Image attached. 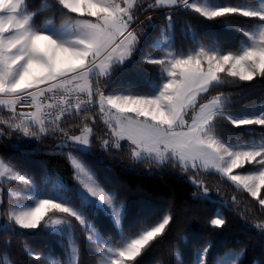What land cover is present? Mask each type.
Returning <instances> with one entry per match:
<instances>
[{
	"label": "snow or ice",
	"instance_id": "6c2138e0",
	"mask_svg": "<svg viewBox=\"0 0 264 264\" xmlns=\"http://www.w3.org/2000/svg\"><path fill=\"white\" fill-rule=\"evenodd\" d=\"M163 6L182 7L208 20L241 16L259 23L251 30L240 29L247 39L238 49L206 47L194 39L192 50L183 53L169 47L173 27L169 11L164 54L145 58V63L159 66V85L148 94L108 93L106 85L115 69L132 58L145 38L143 29L137 30L144 24L137 13ZM45 9L53 12V18L40 25L37 23L40 12L29 10L26 0H0V105L11 109L12 115L4 122L8 129L37 140L49 129L63 132L64 141L58 147L69 146L70 142L84 150L92 144L84 133L94 131L88 126V114L98 107L100 119L105 120L113 137V147L119 148L118 141L127 140L134 160L146 159L161 166L172 162L174 167L193 173L215 170L237 187L242 186L264 211V143L236 145L218 131L219 121L236 128L264 127V107L234 113L230 110L229 96L219 91L228 77L239 81L264 78V0H260L258 7L209 3V0H154L146 8L137 0H52ZM56 13L63 17L59 25L54 23ZM147 20L151 22L152 17ZM153 46L160 48L161 42ZM74 91L78 93L75 97ZM79 94L86 95L87 100H81ZM55 97L58 99L48 105L56 109L55 114L45 113L43 102ZM21 100L25 101L21 107L35 111L17 113L15 106ZM73 112L86 117L80 135L69 134L62 125V119ZM45 115L52 118L45 120ZM95 122L93 118L92 123ZM3 135L4 129L0 128V137ZM109 145V139H102L103 149L108 150ZM68 157L77 187L67 189L57 179L52 193L45 198L29 197L35 199V206L10 205L6 212L10 227L23 230L43 227L63 233L71 231L75 220L85 233H90L88 240L99 247L105 264H130L164 236L173 219L171 214L125 231L122 222L126 219L127 204L118 202V193L106 189L83 160L72 153ZM245 164H252L254 170L247 175L233 174L234 169ZM0 178L5 182L31 184L25 173L2 158ZM191 181L203 196H208L209 189L202 180L194 175ZM232 200L235 202L236 197ZM53 210L63 214V218L49 217L41 225L45 214ZM94 213L111 218L120 229L119 240L105 241L96 232L89 218ZM210 224L222 228L226 219L217 214ZM256 227L264 230V222ZM210 248L208 244L197 252V264H207ZM243 255V250L230 253L217 264H238Z\"/></svg>",
	"mask_w": 264,
	"mask_h": 264
},
{
	"label": "trees",
	"instance_id": "16d2710c",
	"mask_svg": "<svg viewBox=\"0 0 264 264\" xmlns=\"http://www.w3.org/2000/svg\"><path fill=\"white\" fill-rule=\"evenodd\" d=\"M210 1L256 5L258 0ZM137 2L146 8L154 0ZM26 3L29 10L40 12L38 24L43 25L53 18V12L45 9V5H50L52 0H26ZM169 11L173 17L174 46L183 51L194 47V39L205 45L216 44L222 50L238 49L247 39L240 29L251 30L259 23L241 16L208 20L182 8L174 11L156 7L139 11L137 15L144 24L138 26L137 30L143 29L145 38L132 58L124 66L115 69L106 85L108 93L146 94L151 93L153 83H160L159 66L145 63V58L153 51L152 44L165 31ZM149 16L152 17L151 22L147 20ZM62 20L63 17L56 13L54 23L59 25ZM226 80L228 82L220 86L219 91L229 96L231 111L242 113L264 107V78L239 81L238 78L228 77ZM10 116L11 113L0 107V128L4 129V135L0 137V158L25 173L39 192H52L57 179L67 189L77 187L75 172L68 157L69 153H73L92 169L106 189L118 193V202L127 204L126 219L122 222L125 231L135 230L141 222L151 223L165 214L172 215L173 219L164 236L130 264H196L197 252L208 244L211 248L206 257L207 264H217L227 252L242 250L244 255L238 264H264V230L256 227V224L264 222V211H261L257 199L219 174L206 170L186 172L178 166L174 167L172 162L161 166L146 159L135 161L127 148L117 151L103 149L102 139H111L112 135L106 123L100 119L97 107L88 114V126L94 131L91 147L87 151L70 144L58 147L64 141L63 132H48L39 140L25 138L6 127L4 122ZM93 118L95 124L92 123ZM85 119L83 113L73 114L64 119L62 125L69 134L79 135ZM218 131L228 141H264V127L258 125L236 128L226 121H219ZM248 167L241 171H246ZM194 175L209 189L207 197L192 183L191 177ZM0 186L3 188L1 222L5 225L0 227V264H66L71 258L67 234L50 232L43 227L35 230L10 227L6 212L15 201L9 195V190L22 188L23 185L15 181H0ZM233 196L236 197L235 202ZM217 214L226 219L222 228L210 224ZM49 215L63 218V214L51 211L46 214L41 225ZM89 218L105 241L119 240L120 229L114 226L109 216L94 213ZM72 230L76 264H100L98 246L88 240L90 233H85L75 220L72 221Z\"/></svg>",
	"mask_w": 264,
	"mask_h": 264
},
{
	"label": "rangeland",
	"instance_id": "374dc122",
	"mask_svg": "<svg viewBox=\"0 0 264 264\" xmlns=\"http://www.w3.org/2000/svg\"><path fill=\"white\" fill-rule=\"evenodd\" d=\"M209 3H213V2H211L210 0H209ZM259 3H260V0H258L257 1V3H256V5H250V6H254V7H258L259 6ZM164 8H166V9H174V11L175 10H177V9H181L182 7H173V6H163ZM182 9H184V8H182ZM254 29V28H253ZM164 32L165 31H163V33H162V36L160 37V38H158V40L157 41H160L161 42V46H160V48H156V47H154L153 45L157 42V41H155V43H153L152 44V49H153V51L152 52H150V53H148V55H152V56H161V55H163L164 54V51H163V49H164V45H163V39H164ZM170 32H171V35H170V41H171V43L169 44V47H171V48H173L175 51H178V52H183V53H187V52H189V51H191L192 50V48H189V49H187L186 51H183V50H177L176 49V47L174 46V40H173V32H172V29L170 30ZM196 42H198V43H200V44H203V45H205L204 43H201V42H199V41H196ZM244 44V43H243ZM206 47H216V48H219L216 44H210V45H205ZM81 83H83V81L81 82ZM159 85V83L158 82H156V83H153L152 85H151V92H153L154 91V89H155V87L156 86H158ZM118 93H120V92H118ZM146 94H148V93H146ZM0 107L3 109V110H5V111H7V112H9V113H11V115H12V112H11V109L8 107V106H5V105H0ZM261 107H263V106H261ZM261 107H259V109L261 108ZM98 108V107H97ZM44 109V108H43ZM259 109H257V108H254V109H252V110H259ZM235 113V112H234ZM243 113V112H242ZM237 114H240V113H237ZM77 115V114H76ZM67 117H70V116H67ZM67 117H65L64 119H66ZM64 119H62V122L64 121ZM105 119H107V117H105ZM103 121L105 122V120L103 119ZM17 122H19V121H17ZM50 133V132H52L50 129L48 130V131H46V133L45 134H47V133ZM45 134H43V135H45ZM81 134V133H80ZM79 134V135H80ZM85 135H88L89 136V139L91 140V136H92V134H88V133H84ZM42 135V136H43ZM26 138V137H25ZM112 139H113V137H111V139H109L110 140V145H109V149L108 150H110V149H112V150H121L122 148H127L128 150H129V152L131 153V145H130V143L127 141V140H120V141H118V143L120 144V147L119 148H116V147H113L112 145H111V141H112ZM229 142H231V143H233V144H236V145H240V146H244V145H250V144H253V143H255V144H260V143H264V141H250V142H243V141H239V140H233V141H229ZM69 144L70 145H72V146H74V147H76V148H80L78 145H74V144H71L70 142H69ZM81 149V148H80ZM90 148H88V149H84L85 151H87V150H89ZM72 155L73 156H75V157H77L75 154H73L72 153ZM78 159H80L79 157H77ZM135 161H137V160H135ZM140 161V160H139ZM246 166H249L248 168H247V170L246 171H241L244 167H246ZM243 168H240V169H234L233 170V174H237V175H247L248 174V172H251V171H253L254 170V167H253V165L252 164H245V166H244ZM258 167V166H257ZM206 171H211V172H215V173H217L215 170H211V169H209V170H206ZM217 174H219V173H217ZM220 175V174H219ZM27 177V176H26ZM28 178V177H27ZM223 178H225V179H227V177H223ZM29 179V178H28ZM30 181H31V184H28V185H26V184H23L22 182H19V181H15V182H18L19 184H22L23 185V189L22 188H18V189H10L9 190V195L12 197V198H14V201H15V203H14V205L15 204H17V203H22V204H25V205H31V206H35V199H29V197L30 196H32V197H40V198H45L46 197V194H51L52 192H49V193H46V192H39L38 191V188H37V186L35 185V183L31 180V179H29ZM228 180V179H227ZM0 181H5V179L4 178H0ZM230 181V180H229ZM232 182V181H231ZM233 183V182H232ZM234 184V183H233ZM235 185V184H234ZM236 186V185H235ZM237 187V186H236ZM53 188H54V186H53ZM238 188H242L243 189V187L242 186H239ZM0 198H1V193H0ZM53 211H55V210H53ZM49 212H51V211H49ZM48 213V212H47ZM46 213V214H47ZM46 214H45V216H46ZM49 217H51L52 219H62L61 217H59L58 215H53V216H47L45 219H47L46 221H48V219H49ZM5 225L1 222V214H0V227H4ZM48 231H50V230H48ZM72 229H71V231H65V232H63V233H65V234H67V236H68V239H69V241H70V244H71V258H70V260L66 263V264H76V255H77V253H76V247H75V244H74V242H73V238H72ZM50 232H52V231H50ZM97 232V231H96ZM57 233H61V232H57ZM98 233V232H97ZM73 249H75V252L73 251ZM98 252H99V254H100V256H101V260H100V264H105V257H104V255L102 254V253H100V251H99V247H98ZM230 253H240V252H236V251H230V252H227L219 261L220 262H222L224 259H226V258H228V256H229V254ZM241 258V257H240ZM58 264H60V263H58ZM197 264V263H196Z\"/></svg>",
	"mask_w": 264,
	"mask_h": 264
},
{
	"label": "built area",
	"instance_id": "2783aa9c",
	"mask_svg": "<svg viewBox=\"0 0 264 264\" xmlns=\"http://www.w3.org/2000/svg\"><path fill=\"white\" fill-rule=\"evenodd\" d=\"M78 93H76L75 91L73 92V97H75ZM80 95V99L81 100H87V96L84 95V94H79ZM58 97H55L53 100H47V101H44L43 102V111L45 113H48V112H52L53 114H55L56 112V109L53 107V108H49L48 105L49 104H53L55 102V100H57ZM73 102L75 103V100H73ZM25 101L24 100H21L20 103H18L16 106H15V111L16 112H32V111H35V108H29V107H21V104H24ZM37 103L39 104L40 101L38 100ZM73 114H76L75 112H73L71 115ZM70 116V115H69ZM45 120H48V119H51L52 117H49L47 115H45L43 117ZM64 119V118H63ZM54 126V125H53Z\"/></svg>",
	"mask_w": 264,
	"mask_h": 264
}]
</instances>
